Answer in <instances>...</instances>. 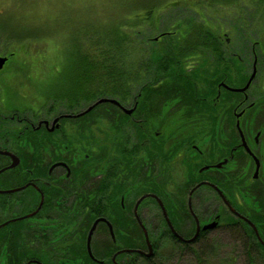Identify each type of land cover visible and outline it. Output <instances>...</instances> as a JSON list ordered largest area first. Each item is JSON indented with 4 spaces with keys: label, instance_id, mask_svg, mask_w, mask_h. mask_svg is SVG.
Masks as SVG:
<instances>
[{
    "label": "flooded vegetation",
    "instance_id": "flooded-vegetation-1",
    "mask_svg": "<svg viewBox=\"0 0 264 264\" xmlns=\"http://www.w3.org/2000/svg\"><path fill=\"white\" fill-rule=\"evenodd\" d=\"M210 34L229 46L156 50L192 52L171 77L179 92L139 71L128 97L31 115L0 106V264L148 262L154 230L178 253L229 227L264 250V49Z\"/></svg>",
    "mask_w": 264,
    "mask_h": 264
},
{
    "label": "rangeland",
    "instance_id": "rangeland-1",
    "mask_svg": "<svg viewBox=\"0 0 264 264\" xmlns=\"http://www.w3.org/2000/svg\"><path fill=\"white\" fill-rule=\"evenodd\" d=\"M166 0H0V25L2 32L0 33V47L3 38L6 37V32L15 27L18 30L32 29L33 31L38 27L41 30L40 37L43 40H36L34 42L26 41L31 48V53L44 54V72L39 79L32 80V83L37 85H54L57 82L55 75L51 74L50 69L58 71L64 67L65 62L69 60L68 53L76 51L72 47L73 36L81 35L77 41L81 44H87L89 34L82 32H89L94 28H98V32H106L108 29L115 27L122 20L130 17L132 13H137L145 9L148 5L159 6ZM194 0L189 3L193 5ZM201 1V0H200ZM185 0H180L174 7H170L165 11L158 12L157 28L164 30L169 29L172 23H181L187 20H196L199 22L197 14L191 13L189 7L184 4ZM210 5L204 0V4L195 7L200 9L202 18L207 21L206 26L200 31L211 30V33L225 34L224 40L229 39L230 46L240 48L239 45L244 39H249L250 46L264 49V13L261 9L264 7V0H212ZM263 3V4H262ZM191 8V7H190ZM137 11H134V10ZM157 12V11H156ZM154 12V15H156ZM113 25V26H112ZM112 26V27H111ZM200 27L196 23L194 28ZM56 29L51 36L47 29ZM241 28L243 31H240ZM97 30V29H96ZM127 28L125 29L126 32ZM146 26L138 27L134 31L129 32L131 37L147 36L150 32ZM52 33V32H51ZM191 37L192 43L195 42L194 36ZM225 42V41H223ZM257 44L254 45L253 43ZM259 43V46H258ZM178 45V43H177ZM164 45H162L163 48ZM85 50L84 48H82ZM159 50V49H158ZM165 50V47H164ZM147 51V50H146ZM149 52V51H148ZM151 52V49H150ZM139 55H136L134 68L137 69ZM202 63H205L207 70L209 64H216L214 59L210 56H203ZM14 71L7 72L0 70V89H5L0 95V103L9 114L8 109L31 110L25 112L26 115H31L36 108L41 104V98L36 95L33 84L30 83L26 76V67L17 64ZM250 70V67L248 68ZM61 71V70H60ZM65 80V76H60L59 85ZM1 91V90H0ZM42 105V104H41ZM27 110V111H28ZM162 236L158 234L157 230L153 232V240L156 243V257L151 264H196L195 257L191 252L187 254L181 251L178 253L173 251L168 241L160 239ZM240 236L229 231V229H219L215 232L209 233V236L203 248L208 247L209 244L215 242L217 255L213 254L212 264H220L225 261L229 254V260L225 264H247L245 253L241 241L238 240ZM198 248V247H197ZM194 249V252L197 250ZM172 250V251H171ZM173 254H171V252ZM234 252V253H232ZM232 253V254H231ZM176 256V257H175ZM163 260L164 262H160ZM134 264H147L142 259L137 258Z\"/></svg>",
    "mask_w": 264,
    "mask_h": 264
},
{
    "label": "trees",
    "instance_id": "trees-1",
    "mask_svg": "<svg viewBox=\"0 0 264 264\" xmlns=\"http://www.w3.org/2000/svg\"><path fill=\"white\" fill-rule=\"evenodd\" d=\"M179 1L180 0H166L159 6V9H156V7H158L157 2L154 6H145L147 8L135 14L132 13L130 17L114 25L115 27H112V25V28L108 29L106 32H98V28H94L89 32H82L84 34H89L86 36L88 37L87 44H81L77 41L78 38H81V35H74L71 45L76 51L68 53V58L70 59L65 62L64 67L58 71H54V69L49 70L57 79L54 85L39 86L32 83V80L39 79L43 76L45 70L43 56L45 52L44 54H32L31 48L25 43L28 40L31 42L40 40V38L43 40V37H40V28L38 27L34 31L32 29H23L20 31L12 27L11 30L6 32V34H8L3 38L0 47V52L4 55H8V61L3 71L7 72L10 70L12 73L20 72L14 71L17 68V64L26 67V78L33 84L36 95L41 98L42 105H39L40 108L43 105H47L53 110L57 109L59 106L67 110H72L75 106L90 103L100 97H128L135 90L136 73L139 71L142 72L144 79H153L154 76H157L158 81L164 83L160 84V94H166L165 91L169 93L174 89L176 92H179L178 89L182 90V86L179 82L178 84L175 82V78L172 79L171 77L177 72H180L177 67L178 63H183L189 56L191 57L192 52H165L156 51L157 49L164 50V47L166 51H169V49L172 50V48L177 50L183 47L185 49H221L229 46L225 45V42L219 43L217 38H213L209 28L200 31L203 25L196 20L182 21L179 24L172 23V27L169 29H158L156 27L158 24L156 17L158 16L157 13L165 11L172 6L175 7ZM190 1L191 0H185L184 3L180 4H184L186 7L190 6L191 8H188L189 11L200 17V9H196L195 7L204 4V0H194L192 2L193 5L189 3ZM206 3L210 5L213 4L212 0H206ZM134 11L137 10L135 9ZM261 11L264 13V7ZM154 12H156V15L153 17ZM196 23H199L200 27L194 28ZM141 26L148 27V32L150 33L147 36L143 35L139 37L137 36L138 33H136L135 37H131L129 32L126 33L129 30L134 31ZM126 28L127 30L125 32ZM239 29L243 31L241 28ZM1 30L2 28L0 25V33L2 32ZM55 30L54 28H48L46 32L51 36ZM165 32L172 33L167 40H163L167 44L170 42V44L153 42L155 37L158 38L160 37V33ZM194 33H196L194 36L195 42L192 43L191 37L188 38V35H193ZM173 42H176V44H173ZM253 44L256 45L257 43L254 42ZM162 45H164L163 48ZM239 47L249 49L252 46L249 44V39H244ZM261 48L260 46L259 49ZM139 54L140 57L138 58L137 66L140 65L141 69H135V57ZM217 63L229 65L231 61H225L223 59L222 62H220L217 56ZM260 65V71L264 73V60L260 61ZM153 72L157 73L154 75ZM62 75L65 76V80L62 82V85H59L60 76ZM0 90V95L2 92H4L5 95L8 94L5 89ZM0 106H2L1 103ZM39 106L35 110V113H38ZM25 110L27 111L28 109H12L8 110V112L9 114L18 113L22 115L25 113ZM28 111L30 112L31 110ZM228 229L230 232L240 236L238 240L242 243L247 264H264L263 248L257 244L247 231L234 230L230 227ZM252 243L256 244L257 247ZM155 252H157V250ZM213 254L217 255L215 242L212 244L210 243L209 246L205 248L201 245L195 252L194 249H191V255L195 257L196 264H212V261H214ZM228 256L229 254L225 258V261L219 263L225 264L229 260ZM155 257L156 254L152 259H147L148 262L146 263L151 264ZM160 262L164 261L160 260Z\"/></svg>",
    "mask_w": 264,
    "mask_h": 264
},
{
    "label": "water",
    "instance_id": "water-1",
    "mask_svg": "<svg viewBox=\"0 0 264 264\" xmlns=\"http://www.w3.org/2000/svg\"><path fill=\"white\" fill-rule=\"evenodd\" d=\"M6 61H7V58H6L5 56H1V55H0V70L3 68V66H4L5 63H6ZM254 74H255V63H254V66H253L252 74H251L250 78L248 79L246 85H245L242 89H239V90H233V91H235V92H243V91H245V90L248 88V86H249L251 80L253 79ZM106 101H107V100L104 99V98L98 100V101H97L96 103H94L90 108H88L87 111L91 110V109L93 108V106L98 105V104H102V103H104V102H106ZM109 102H111V103H115L114 100H110ZM12 166H13V165H12ZM163 217L165 218L166 222L170 225V223L168 222V219H167V216H166V213H165V212H163ZM216 224H217V222L214 221V222H212V223H209V224L204 225L202 229H203V230H212V229L216 226ZM169 227H170V226H169ZM197 231H198V226H197V228H196V234H197ZM196 234H195V236H196ZM195 236L190 240V242L194 240ZM152 251H153L152 246L148 244L146 257H148V258L151 257L152 254H153Z\"/></svg>",
    "mask_w": 264,
    "mask_h": 264
}]
</instances>
